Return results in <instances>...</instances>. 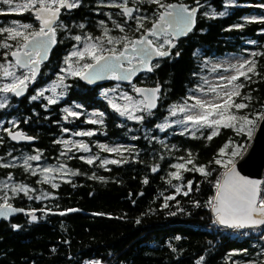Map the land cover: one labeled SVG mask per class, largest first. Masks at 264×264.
Instances as JSON below:
<instances>
[{
	"label": "trees",
	"instance_id": "obj_1",
	"mask_svg": "<svg viewBox=\"0 0 264 264\" xmlns=\"http://www.w3.org/2000/svg\"><path fill=\"white\" fill-rule=\"evenodd\" d=\"M172 1L175 0H164ZM183 1L190 5L196 2ZM96 2L80 0V7L71 11L70 18L61 15L60 19L66 21L71 34L86 31L99 37L101 30L96 27V22L105 17L103 13H94ZM199 3L202 7H199L195 28L177 40L170 56L154 62L159 64L158 68L151 73L144 72L136 79L137 84H161V93H165L163 105L158 102L153 115L143 123L127 121L110 110L97 96L95 87L77 80L78 88L69 90L70 97H75L87 108L104 112L103 123L94 124L100 133L96 139L111 142L118 139L130 144L131 150L117 157L121 163L105 167L95 165L93 170L92 165L96 163L90 165L73 158L66 160L79 174L69 181H61L55 189L39 182L42 181L39 175H32V171H26L22 165L0 167V180H9L11 176V180L29 189L27 195L24 192L10 195L9 202L34 211L37 217L32 221L26 214H19L0 221V264H83L91 259L109 264H197V261L200 264H230L227 256L233 251L240 252L238 256L243 260L254 259L264 264V228L243 240H232L226 233L212 228L214 217L208 206L216 192L215 183L223 171L214 163L219 149L230 138L238 144H247L248 137L237 135L231 129H221L211 141L206 139L208 129L202 130L203 135L196 132L197 138L186 133L156 132V125L167 117L168 104L182 101L197 84L204 58L227 52L250 50L247 52H251L250 60L255 61L257 74H249L251 81L240 78L238 82L244 83L245 87L240 89L241 96L236 97L235 102L248 104L249 107L242 112L250 111V117L264 112V22H259L264 17V7H261L264 0H234L228 7H225V0H199ZM155 6L139 4L140 10L148 17L145 29H149L154 22L152 19L156 18ZM221 11L227 15L215 18L204 15L205 12ZM253 17L258 22H245V18ZM29 19L37 26L32 15ZM70 21L73 23L69 24ZM80 22H85L83 29L78 25ZM118 24L124 26L125 33L117 28L110 29L112 33L132 36L133 20L119 17ZM237 24H244V27H233ZM60 34L61 30L57 29V40ZM248 40L254 43L247 44ZM63 46L57 42L49 58L51 61L58 58ZM2 50L6 49L0 48ZM253 53L257 55L253 56ZM30 93L32 89L20 100L11 96L9 104L0 109V120L16 118L19 122L13 129H21L34 136L36 141L14 144L0 129V164L19 152L41 151L47 158L58 152L56 143L51 142L56 132L53 125L55 114L52 110H44L40 101L28 99ZM244 96H250L251 100H243ZM150 129L152 135L146 133ZM189 153L193 164L205 166L211 172L210 176L205 177L195 170L182 171L180 180L170 176L175 171L172 165L184 162L181 158L186 160ZM54 160L48 158V161ZM153 168L156 171H152ZM188 181H192L191 191L186 187ZM177 186L181 187L180 193H176ZM185 191L188 195H184ZM29 195H45L47 198L30 200ZM169 195L174 199L167 201L168 206L164 207L165 197ZM71 209L76 211H69ZM13 225L19 227L13 228Z\"/></svg>",
	"mask_w": 264,
	"mask_h": 264
},
{
	"label": "snow or ice",
	"instance_id": "obj_2",
	"mask_svg": "<svg viewBox=\"0 0 264 264\" xmlns=\"http://www.w3.org/2000/svg\"><path fill=\"white\" fill-rule=\"evenodd\" d=\"M133 4H155L158 10L155 21L152 23L150 29H145V21L148 19L146 16H133L134 12H140L139 7H129V0H121L116 3L113 0L109 7L119 8L121 13L127 17L128 20L134 19L136 21L135 31L145 29L143 34L139 38H131L128 35H121L119 37H113L109 35V29L104 28V32L100 37H92L91 35L81 36L76 35L72 37L77 42H83V47L71 51L70 55L65 59L66 68H62L61 72L66 73L68 76L79 77L81 80L87 81V83H94L96 80L111 79L117 81H127L132 83V78L140 71L153 72L155 68L159 67V64H150L149 61L153 56L167 57L170 56V49L175 47L173 41L180 36L187 35L192 31L195 25V16L199 7V0H196L198 7L189 8L184 4L165 3L164 0H132ZM234 0H225V7L231 6ZM0 4L7 5L8 12H31L35 20L39 22V28L35 29L32 24L23 23L17 24L13 22V26L0 27V36L3 39L0 40V48L10 50L3 53L5 60L10 55L14 62L0 63V73H2L5 79L11 78V82L4 83L0 86V93L14 94L16 97H20L24 94L28 87L29 82H34L37 78L38 70L41 62L48 57L49 49L52 45L57 43L56 34L58 28H65V24L60 21L61 10H72L80 7V0H23L22 3H16L15 0H0ZM264 7V5H261ZM118 13V14H121ZM7 14V13H0ZM204 15L215 18L217 15L223 17L227 15V12L221 11L219 13L205 12ZM246 23L258 22L257 18L251 19L245 18ZM259 22H264V17L260 18ZM115 27L119 29L121 33H125V28L121 24L115 23ZM101 25L103 22L101 21ZM79 27L83 29L84 24H80ZM233 27L242 29L244 24H237ZM160 36H164L165 39L162 43H157ZM149 37H155L149 39ZM9 41L15 42L9 43ZM254 43V42H250ZM107 45H121V49H117L115 46L106 48ZM165 45L168 46L165 49ZM14 48V50H12ZM108 54L105 55L104 53ZM179 55V53H177ZM253 56L257 53H253ZM76 58L77 66L74 67L72 59ZM84 62L82 65L81 61ZM136 61V63H133ZM127 63L128 67L123 65ZM15 69H25L26 71L17 75ZM230 69L233 71V75L227 77H220V80L225 81L223 84L209 85L205 94H213V99L205 100L197 96L189 95L183 104H173L170 106L169 114L176 116L177 113H184L182 119H177L173 123L178 126H182L180 135H184L189 131V125L192 127L193 138L196 137V132L208 129L209 132L206 139L211 141L214 137L220 134L221 129H231L237 135H245L249 140L252 139L253 133L258 126L259 121H264V112L253 114L250 117L247 114H239L240 110L248 108L246 103L235 102L236 97L241 96L240 89L245 87V84L240 81L243 77L245 81H251L249 74L256 73V63L254 60H243L239 64L230 65ZM215 71V69H213ZM65 76L61 75L58 78V82L51 88L52 92L56 91L57 86L68 87L64 84ZM208 80L204 79V84H208ZM119 85L115 88L105 91L107 97L108 91L115 93ZM133 91L142 96V99L136 100L131 95L123 93L122 99L124 104H118L114 99H109L108 103L113 110L121 117H126L128 120H135L143 123L148 117L153 115V110L157 108L158 93H160V86L155 88H140L132 85ZM45 91L48 89L40 90L36 95L31 96V100H37L40 97H44ZM197 91L204 92L203 87H199ZM63 92L60 96H63ZM49 105L56 104L57 99L51 97H45ZM193 100L194 103L189 104L188 101ZM243 100H251L250 96H244ZM9 104L7 95L0 96V109H4ZM81 107L80 105L76 106ZM235 109V111H233ZM67 113L68 117L78 118L80 113L72 111L68 108L63 110ZM135 113H142L136 115ZM93 116L101 117V119H89L87 123L97 124L103 123V113H93ZM13 122V127H15ZM171 125L167 122L156 125L161 132ZM8 132V135L14 141L33 140L31 136H27L21 131L12 132L8 129H4ZM68 132V129H63ZM76 136H92L93 131H81L73 133ZM135 139V137H133ZM57 143H63L66 147L69 143L72 146L89 152V146L83 142H70L68 140L57 141ZM101 149L106 152L120 153L122 150L119 147H108L107 145H100ZM249 145L247 144H235L230 138L223 147L219 149L217 157L214 158V163L219 165L223 171L220 177L215 183L216 193L208 201L211 211L215 216V222L220 225H224L233 229H245L250 228L253 230H259L264 227V181L258 179H250L242 176L237 170L238 158H243L247 153ZM230 149V152L228 151ZM127 149L126 151H130ZM71 151V148H68ZM62 156L66 153H61ZM71 158V157H69ZM86 163L93 164L98 157H81ZM183 163L173 164L172 167L176 171L171 172L170 176L176 180L182 179V171L188 172L195 170L201 173L205 177L210 176L211 172L206 170L205 166H196L193 164V158L189 153L188 158ZM41 155H30L25 158L24 167L28 171L31 169L29 161H39ZM122 161L115 159H104L101 161V165L119 164ZM126 162V161H123ZM192 164V168H188L187 165ZM11 164H0V167H11ZM65 165L59 164L58 167H44L42 169L43 180L42 183H49L54 177H50L51 173H59L65 171ZM152 171H156L153 168ZM71 175H78L77 172H71ZM32 175H36L35 170H32ZM95 178V177H93ZM11 180V176L8 177ZM147 183V180L144 181ZM3 188L7 189L8 184H3ZM52 188L58 187L56 183L51 184ZM186 187L188 191L192 189V181H188ZM176 193L181 192V187H176ZM12 193L24 192L28 194L29 189L24 185H13L11 187ZM188 191L184 192V195H188ZM31 199H46L45 195L40 196H28ZM174 196H166L164 207H167V201L173 200ZM0 217L7 219L9 215L17 212L24 211L23 209H17L13 207L9 202L7 192L0 196ZM41 211H44L41 209ZM69 211H76L71 209ZM31 216L32 221H36L37 217L33 213H28ZM63 215L64 213H60ZM175 215V213H171ZM140 221L137 220V223ZM19 225H13V228H18ZM247 234V233H245ZM179 239V237H177ZM247 250H245L246 252ZM203 260V257H201ZM200 264V261H197ZM255 264V262H253Z\"/></svg>",
	"mask_w": 264,
	"mask_h": 264
},
{
	"label": "rangeland",
	"instance_id": "obj_3",
	"mask_svg": "<svg viewBox=\"0 0 264 264\" xmlns=\"http://www.w3.org/2000/svg\"><path fill=\"white\" fill-rule=\"evenodd\" d=\"M178 1H183V0H178ZM15 2L16 3H22L23 0H15ZM112 2H113V0H97V2H96L97 7L95 9H93L95 14L103 13V15L105 17L103 20L98 19V22H96V27H98L101 30L99 37L102 36L105 27H107V29H109V35H111L113 37H119V36L123 35V34L119 35L117 33H112L110 30V29L116 28L115 24L113 22L115 21V23H118L119 17H123V18H125V20H127V17H125L119 11V8L107 6ZM115 2L119 3V2H121V0H115ZM165 3H170V2H165ZM131 4H133V2H132V0H129V5H131ZM135 6L139 7V4H135ZM8 7L9 6H7V5L0 4V13H7V14H0V27L13 26V22H16L17 24L29 23V24H32L35 29H38V26L36 27V25L34 24L33 21L23 19L24 14L33 15V14H31V12H20V13L8 12ZM155 9H156L155 14L157 16L158 10H157L156 6H155ZM71 11L66 12L63 9V14H65L66 19L70 18ZM118 13H121V14H118ZM137 15L146 16L145 12L142 10H140V12H134L133 13V16H137ZM155 19H152V21H155ZM132 20L134 21L135 28H133L131 38H139V36L142 35L143 32L135 31L136 21L134 19H132ZM60 21H62L66 27L62 28V29L58 28L59 30H61V34H60V37L57 41H59L61 44H64V46H63L62 50L60 51V54L58 55L57 59H53L52 61L49 60L48 62L43 64L42 72L39 75L38 79L36 80V82H38L39 84L37 86L34 85V87L32 88V93H30L27 98L30 99L31 96L36 95V93L40 90L48 89V91H45L44 97L38 98L37 101H40L42 103V105L44 106V110H50L51 105L48 104L47 99L45 97H51V98L57 99L56 108H58L61 112L58 115H60V117H62L66 122H73V121H76V120H72L73 117H68L67 119H65V117L67 116V113L64 112L63 110L65 108H68L72 111L79 112L80 108H77L76 106L80 105V104L74 103V101H70L67 104H62V103L67 98L66 95L69 92L70 88H72V87L78 88L77 84H76L78 77L68 76L66 73H62L61 69L67 67V65L65 64V59L70 55L71 51L83 47V42H77L74 39H72V37H74L76 35H81L83 37V36L91 35V34H89L86 31H83V32L77 33V34H71L70 31L68 30V25H67L66 21L64 19H60ZM101 21L103 22V25H101ZM72 23H73L72 21L69 22V24H72ZM80 24H85V22H80L78 25H80ZM109 24H111L112 26H110ZM0 37H1L0 40H2L3 36H0ZM56 38H57V34H56ZM152 38L154 40L157 39L154 37H152ZM164 39H165L164 36L159 37V39L157 40V43H162ZM250 42L251 41L248 40L246 43L251 44ZM9 43L14 44L15 42L9 41ZM113 46H115L117 49H121V45H107V44H105L106 48H110ZM12 50H14V48ZM6 51H10V50L0 51V63L6 64L7 62H14L13 60H11L9 58V56L7 57V60H5L3 53ZM244 51H246V52H227V53L220 55V56H217V57L204 58V60L201 63L202 71H201L200 75L198 76L197 84L189 90V92L186 94L185 98L182 101H180L176 104H183L189 95L197 96V97H199L201 99H205V100L213 99L214 98L213 94H211V93L205 94L207 92L209 85L225 83V81L220 80V77H222V76L227 77V76H231L234 74L233 71L230 69V65L239 64V63L243 62V60H250V54L249 53H251V52H247L250 50H244ZM105 53H107V52H105ZM84 62L91 63L90 60H87V61H81L80 64L82 65ZM72 63H73L74 67L77 66L76 58L72 59ZM213 69H215V71H213ZM15 71H16L17 75H20L21 73L25 72L26 70L25 69H15ZM61 75L65 76L64 84L67 85L68 87L65 88L63 86H57L56 91L52 92L51 88L54 86V84H56L58 82V78ZM204 79H207L209 83L204 84ZM9 82H11V78L5 79L2 75V73H0V86H2L4 83H9ZM117 85H119V88L117 89V91L115 93L108 91V95L106 97L104 94L105 91L110 90L112 88H115ZM132 85L133 84L124 85L121 81L110 79V81L107 84H104V85H101V86H98L95 88L97 91V96L99 98H101L103 101H105V103L108 105L109 109L113 111V108L108 103V100L110 98L114 99V101L118 104H124L125 103V101L122 99L123 93H127L128 95H131L136 100L141 99L140 97L135 96ZM134 85L136 86V84H134ZM201 86L203 87L204 92L197 91V89ZM61 92L64 93L63 96H60ZM3 95H7L9 101L11 99V96H14L11 93H8V94L0 93V96H3ZM164 98H165V93L162 92L159 96V102L161 105H163L162 103L164 102ZM188 103L191 104V103H194V101L189 100ZM237 103H242V102L238 101ZM52 105H54V104H52ZM172 105L173 104H168V106L166 107L167 122L171 126L166 128L165 131H163V132H161L159 130V128H156V132L158 134H166V133L171 134L174 132L180 133L182 131V126H178L173 122L177 119H182L184 116V113L178 112L176 116H174V117L171 116L169 114V109H170V106H172ZM233 111H235V109H233ZM249 112L250 111L242 112V110H240L239 114L249 115ZM79 113H80V116L78 118L81 119V122L83 124H85V123L87 124V121L89 119H101V117L93 116L92 115L93 113H104V112L101 110H97V109H92V110L85 109V111L79 112ZM135 114L141 115L142 113H135ZM122 118H126V117H122ZM73 119H76V118H73ZM127 121H135V120H128L127 119ZM13 122H15V125H17L19 121L13 117H11L7 120H3V119L0 120V129L3 130L4 132H6L4 129L12 130L13 128L16 127V126L13 127ZM77 122H80V121H77ZM164 122H165V119L162 122H160L159 124H162ZM97 124H100V123H97ZM63 129H68V128H66V127L61 128V134H59V136L56 138V141L68 140L70 142H77V143L83 142L89 146L90 151L84 152L83 150H79V149L73 147L72 143H69L67 145V147L63 143H60V148L63 150H61L59 152V154L57 156H55L57 159L54 161H48L47 159H44L42 154H41V151L40 152L34 151L32 153L19 152L16 155L8 157L5 161H3V164L24 166V161H25V158L27 156L36 155L39 153L41 155V160L29 161V163L31 165L30 170L31 171L35 170V172L39 175V178L41 180H43L42 169L44 167L55 168V167H58L59 164H64L66 166L64 172L49 174L50 177H54L53 179L50 180L49 183H47V184L51 185L52 183L59 184L61 181H69L73 176H75V175H71L70 174L71 172H77L78 173V170L73 168L66 160H69L72 158L81 159V157H98V159H96L94 161V163H96V164L92 165V169L94 170L95 165L98 167H105L106 166V165H101L102 160H104V159H109V160L115 159V160H117L118 156H121L123 153L129 152L126 150L129 149L128 146L130 144H126L125 142H122L121 140L115 139L113 142H111L108 140L101 141V140L96 139L94 137V135L100 134L99 131L97 130V128H91V127H85V126H79L78 125L74 129H68L69 130L68 132L63 131ZM81 131H93L94 135H92V136H76V135H73V133L81 132ZM146 133L149 135H152V130L150 129V130L146 131ZM186 134H192L191 125H189V131L186 132ZM158 139H161V137ZM234 143L238 144L236 142H234ZM100 145H107L108 147H113V148L119 147V148H121L122 151L120 153L106 152V151H103L101 149ZM68 148H71V151H68ZM228 151L230 152V149ZM62 152L66 153V155L62 156L61 155ZM69 157H71V158H69ZM81 160L85 161L84 159H81ZM178 163H183V162H178ZM175 171H176V169H175ZM92 176H90V177H92ZM98 177H100V176H97V179H99ZM5 183L9 185V187L7 189L3 188V186H2ZM13 185H21V184H18L17 182H15L13 180H7V179L0 180V190L2 189L0 192V196L4 195L5 192H7L8 197L10 195L14 194L11 191V187ZM2 202L3 201L0 200V203H2ZM238 253H240V252L233 251L227 256V259L230 261V264H253V262H255V264H259L254 259L243 260L240 256H238L239 255ZM225 264H228V262H226ZM260 264H262V263H260Z\"/></svg>",
	"mask_w": 264,
	"mask_h": 264
},
{
	"label": "water",
	"instance_id": "obj_4",
	"mask_svg": "<svg viewBox=\"0 0 264 264\" xmlns=\"http://www.w3.org/2000/svg\"><path fill=\"white\" fill-rule=\"evenodd\" d=\"M170 3H175V4H184L186 6H188L189 8H193V7H198L197 3L195 2L193 5H190V3H187V2H184V1H178V0H175V1H172ZM200 4V3H199ZM129 7H136L135 5L131 4L129 5ZM66 12H69V10H66L64 9ZM71 11V10H70ZM119 11L121 12V10L119 9ZM199 12V8H198V11L196 13V16H195V25L193 27V29L195 28L196 26V20H197V14ZM61 13H62V10H61ZM33 19L35 20V17L33 15ZM60 19V18H59ZM36 21V20H35ZM38 22V21H36ZM153 23V22H152ZM38 26H39V22H38ZM152 26V24H151ZM150 26V28H151ZM149 28V29H150ZM192 29V30H193ZM191 32V31H190ZM189 32V33H190ZM186 35L184 36H180L178 37L177 39H175L173 41L174 44H176L177 40H180L182 38H184ZM161 37V36H160ZM155 38V37H154ZM149 39H153L152 37H149ZM57 40V39H56ZM57 43L52 45L49 49V53H48V57L46 60H43L41 62V65H40V68L38 70V74H37V78L36 80L38 79L39 75L41 74V71H42V67H43V64H45L46 62H48L49 58H50V55H51V52L53 51V49L56 47ZM168 48V47H167ZM165 48V49H167ZM173 49V47L170 49V53H171V50ZM108 53H105V55H107ZM168 57V56H167ZM167 57H157V56H153V58L149 61L150 64H154V62L158 59V58H167ZM9 58L11 60H13V58L9 55ZM133 63H136V61H133ZM125 68L128 67V64L125 63L123 65ZM144 72L146 71H140L137 73L136 76H134L132 78V83L138 79V77H140ZM147 73H151V72H147ZM29 82L28 84V87L27 89L25 90L24 94L20 97H16L14 96L16 99L20 100L22 99L23 97H25L28 93V90L29 89H32L35 85V82ZM78 80L88 86V87H97V86H101V85H104V84H107L110 79H101V80H96L94 83H87V81L85 80H81L79 79L78 77ZM124 85H128L129 83L127 81H121ZM131 83V84H132ZM160 86V89L162 91V85L161 84H157ZM157 85H144V84H136L137 87H140V88H155ZM161 91L160 93H158V97L160 96L161 94ZM135 96L137 97H140L142 99V96L136 94L134 92ZM14 95V94H13ZM158 102H159V98L157 100V105H158ZM12 132H16V131H21L24 133V131H22L21 129H12L10 130ZM26 134V133H24ZM27 136H31L33 137L34 139L33 140H23V141H14L11 139V137L8 135V132L6 131V134L5 136L11 141L13 142L14 144H19V143H25V144H33L35 141H36V138L30 134H26ZM247 145H249V148H248V151L247 153H245L244 157L241 159V158H238V168L237 170L240 172V174L242 176H245L247 178H250V179H258V180H263V171H264V121H259L258 122V126L256 128V130L254 131V134H253V137L251 140L248 141ZM216 193V192H215ZM13 207L17 208V209H23L24 211L22 212H17V213H13L11 215H9V217L7 219L3 218V217H0V221H6V220H9L11 218H14L15 216L19 215V214H26L27 216H29L31 218V216L28 214V213H33L34 214V211L30 210H26L25 208L23 207H18V206H15L13 205ZM212 215L215 219V216L212 212ZM224 226V225H222Z\"/></svg>",
	"mask_w": 264,
	"mask_h": 264
},
{
	"label": "flooded vegetation",
	"instance_id": "obj_5",
	"mask_svg": "<svg viewBox=\"0 0 264 264\" xmlns=\"http://www.w3.org/2000/svg\"><path fill=\"white\" fill-rule=\"evenodd\" d=\"M73 10V9H72ZM70 12V11H69ZM63 14V9H62V13H61V15ZM23 18L25 19V20H30L29 18H30V15L29 14H24L23 15ZM37 26H38V22H37ZM36 26V27H37ZM38 28H39V26H38ZM168 46L167 45H165V48H167ZM51 55H52V52H51ZM51 55H50V58H51ZM159 59V58H158ZM157 59V60H158ZM50 60V59H49ZM36 84H37V82H36ZM98 87V86H97ZM67 98L65 99V101L62 103V104H67L68 102H70V101H74V103H79L82 107H79L80 109H79V112H83V111H85V109H88V110H92V109H96V108H87L83 103H81V102H79V101H77V100H75V97H70L71 96V94L68 92L67 93ZM50 110H52V114H55V116L53 117V125H55V130H56V132H54L53 133V136H52V140H51V142L52 143H56V146L58 147V152H57V154L56 155H54V154H51V155H49L48 156V158H55V159H57L55 156H57L58 154H59V152L61 151V150H63V149H61L60 148V143H57V141H56V138L59 136V134H61V128L62 127H66V128H68V129H74L75 127H77L78 125L79 126H85V127H91V128H95L94 127V124H90V123H85V124H83L82 122H81V119L80 118H76V119H73L72 118V120H76V121H73V122H66L62 117H60V115H58L59 113H61L60 112V110L58 109V108H55V109H50ZM50 110H47V111H50ZM98 110V109H97ZM50 117H52V116H50ZM77 121H80V122H77ZM100 135V134H99ZM94 137L96 138V135H94ZM101 141H105V140H101ZM43 158L44 159H47L48 160V158H47V156L44 154V156H43ZM73 159H77V158H73ZM83 161V160H82Z\"/></svg>",
	"mask_w": 264,
	"mask_h": 264
},
{
	"label": "built area",
	"instance_id": "obj_6",
	"mask_svg": "<svg viewBox=\"0 0 264 264\" xmlns=\"http://www.w3.org/2000/svg\"><path fill=\"white\" fill-rule=\"evenodd\" d=\"M262 179H263L262 181H264V171H263V178ZM212 228L215 231H222V232L226 233L229 236V238L232 240H243L244 238L249 236L252 232H255V233L261 232L264 227H262V229H259V230H253L250 228L233 229V228H228L226 226H222L219 223H216L214 220V225L212 226ZM245 233H247V234H245ZM83 264H109V263L105 262V261L88 260V261H84Z\"/></svg>",
	"mask_w": 264,
	"mask_h": 264
}]
</instances>
